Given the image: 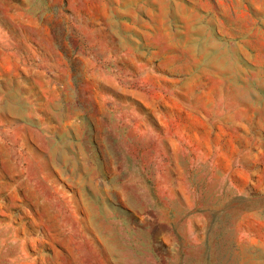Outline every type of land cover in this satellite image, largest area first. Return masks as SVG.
<instances>
[{
    "label": "rangeland",
    "instance_id": "rangeland-1",
    "mask_svg": "<svg viewBox=\"0 0 264 264\" xmlns=\"http://www.w3.org/2000/svg\"><path fill=\"white\" fill-rule=\"evenodd\" d=\"M0 264H264V0H0Z\"/></svg>",
    "mask_w": 264,
    "mask_h": 264
}]
</instances>
